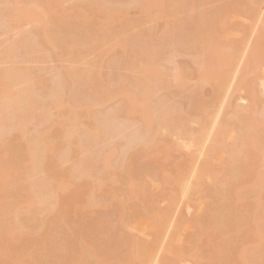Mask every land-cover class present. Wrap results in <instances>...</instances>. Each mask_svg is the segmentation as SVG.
<instances>
[{"label":"bare ground","instance_id":"1","mask_svg":"<svg viewBox=\"0 0 264 264\" xmlns=\"http://www.w3.org/2000/svg\"><path fill=\"white\" fill-rule=\"evenodd\" d=\"M261 2L0 0L1 27L19 30L0 49V62L14 57L0 66V264H20L9 243L19 259L36 258L26 264H85L90 255L156 264L160 251L159 264L187 254L198 264H264V18L249 48L231 36L236 15L258 18ZM44 51L61 62L50 82L23 66ZM231 88L250 104L220 118ZM187 135L190 146L177 141ZM174 152L179 160L163 169ZM152 169L163 170L159 193ZM196 195V231L177 247L175 205L188 209ZM80 206L103 211L89 221ZM141 220L150 239L134 234Z\"/></svg>","mask_w":264,"mask_h":264},{"label":"rangeland","instance_id":"2","mask_svg":"<svg viewBox=\"0 0 264 264\" xmlns=\"http://www.w3.org/2000/svg\"><path fill=\"white\" fill-rule=\"evenodd\" d=\"M260 7H261L260 15L258 16V18L254 19V18L249 17L245 13H240V14L236 15L235 20H234V22H236L237 24L233 23L231 25V28H232L231 36L237 40L243 39V41H245L244 45H246V46L248 45L247 48H249L250 44H252L251 42L253 41V38H255V35H256L255 30L258 27H260V25H259L260 20L264 18V3L262 4V2H261ZM211 9H212V6L208 5L207 10H211ZM130 17H133V18H140L141 17L142 18V16H140V13L137 10H131ZM30 24L31 23L26 24V27H27L26 29L31 27ZM243 27L247 28V31H249L248 34H244ZM135 31H137V29H135ZM161 31L162 30L160 28L155 36L160 35ZM18 34H19V30L18 31L13 30L7 35V33H5L4 28L1 27V25H0V49L2 48L1 44L5 39H7L8 37H10L11 39H16L18 37ZM43 55H44V58L41 59L39 62H37V63H34V62L25 63L24 62L23 66L30 65V67H33V68L39 67L40 69L38 70L37 77L42 78V79L44 78L45 80L49 81V80H52V78L54 79L55 75L57 76V73H59L58 67L61 65V62L58 59H56L55 57H53V59L49 58L51 55L49 54L48 51H44ZM52 56H54V55L52 54ZM176 59H177V61H182L185 59V57L183 55H179V56H177ZM12 60H14V57L10 58V60H9V58L6 61L3 60V62H0V66H2L3 68L7 67L11 64ZM79 63L81 64L82 62H79ZM109 68H105V71L106 70L110 71L111 68L110 69ZM261 68H262V70H261ZM260 71H262L261 75H263L264 74V66L260 67ZM261 77L264 78V75ZM261 77L259 74V78H261ZM259 82H260V80L258 79V83H257L256 87L260 91L261 89H260ZM261 82H263V80ZM261 82H260V84H261ZM211 89H212L211 85H205V87L203 88V92H204L205 96H209L212 93ZM232 91H233V89L231 88L230 92H228V94L226 96V99H225L226 107L222 112L219 113L220 118L226 116V114H230L235 109V107H237V106L247 107L250 104V100L248 99L247 92L245 90H242V89L237 90V92L235 91L236 93H234L231 97L230 94L234 92V91L233 92ZM259 97H260L261 102L264 101V92H260ZM117 102H118V99H114L111 102H109V105H112L114 103H116L114 105H117ZM228 102H231L230 105L228 104ZM54 118H57V115H55ZM195 119L196 118H194V121L190 125L191 128L193 127L192 129L200 128L197 120H195ZM34 123L36 124L37 121H33L31 126L35 125ZM50 123H51V120H46V122H45L46 125H49ZM235 133L236 132H234V134ZM122 138L123 137H121L120 139H117V140H119L118 142H120L121 144L126 142V139H124V138L122 139ZM177 141L183 142V143L185 142L186 145L187 144L189 145V143H190L189 142V135L185 136V139H177ZM122 147L123 146L121 145L122 150L125 149V147H123V148ZM193 147L194 146L191 145L190 148H192V149H189V148H186V149H188L187 151L190 152V150L195 149ZM180 155H181L180 153L174 152V153H172V155H171L172 157L170 159H167V158L163 159V161H161L162 168L166 169V170H172L173 164L179 160ZM3 158H4V156L0 155V160H3ZM203 159H204L203 157H200V159L198 161V165L203 163ZM152 170L154 173H156V174L159 173V174L158 175L151 174L152 179L149 180V187H150L151 191H154V193H157V192L159 193V192H161L160 188L164 186V184L162 183V177H161V172L163 170H156V169H152ZM22 186H25V185H22ZM59 191H63V189L59 190ZM157 195L159 197L160 206L164 207V208L167 207L168 204L164 200L165 198H162L161 194H157ZM203 202H204V198L199 196V195H196L194 197V201L191 202V204H192L191 207L188 209L183 206L184 203H182V202L181 203L183 205L180 202H178V204L175 205L176 207H178V209H176L175 206H173L175 208V210H174L175 212L173 211L172 218L174 216V220H175L177 216L179 217V218L177 217L178 219L181 218L180 216L183 217V223L181 226L184 229V234H182L178 240L177 239L175 240L174 244L177 247H179V246L187 247L190 245V244L188 245L187 241L189 240L190 236L196 231L195 225H192L193 224L192 221H193L195 215L200 214V207H201ZM200 203H201V205H200ZM174 208H172V210ZM78 209L80 211L84 212L85 218L88 219L89 221H91L93 219L92 213L94 211H96V212H98V211L102 212L103 211L101 208H90L88 206H80ZM66 210H67V206L62 205V207L60 209V214H64L66 212ZM170 210H171V208H170ZM54 219H55L54 215H51L49 217V222L50 223L53 222ZM94 221L97 222V219H94ZM67 224H68L67 225L68 228H72L73 225L71 223H67ZM143 226H144V221H142V220L138 221L137 230H134V234L141 239H150L151 238L150 230H147V229H144L143 231L140 230V229H142L141 227H143ZM170 232H171V228L168 230V232H166L167 234H164V235H166V238L170 235ZM166 238H165V236L163 237V239H166ZM78 239L79 238H77V240ZM7 248L12 253L13 261H16L18 259L20 264H26L29 262H34V260L36 259V258L33 259V257H32L29 259L27 258L25 260H21V259H19V256L17 254L16 246L9 243ZM126 249L127 248H125V251H126ZM162 252L163 251L159 252L158 262H159V260L162 259V256L164 254V252H163V254H162ZM198 261H199V258H196V257L192 256L191 254H187L182 260L177 259L175 263L176 264H198ZM158 262L156 264H159ZM42 264H45V262H43ZM85 264H100V259L96 255H90L87 257V262H85Z\"/></svg>","mask_w":264,"mask_h":264}]
</instances>
